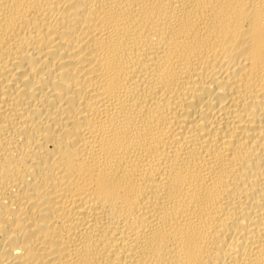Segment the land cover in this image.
Instances as JSON below:
<instances>
[{
	"label": "bare ground",
	"instance_id": "6f19581e",
	"mask_svg": "<svg viewBox=\"0 0 264 264\" xmlns=\"http://www.w3.org/2000/svg\"><path fill=\"white\" fill-rule=\"evenodd\" d=\"M0 264H264V0H0Z\"/></svg>",
	"mask_w": 264,
	"mask_h": 264
}]
</instances>
